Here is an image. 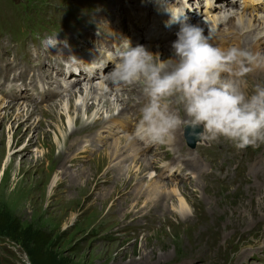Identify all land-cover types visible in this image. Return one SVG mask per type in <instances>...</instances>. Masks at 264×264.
Instances as JSON below:
<instances>
[{
  "label": "rangeland",
  "instance_id": "obj_1",
  "mask_svg": "<svg viewBox=\"0 0 264 264\" xmlns=\"http://www.w3.org/2000/svg\"><path fill=\"white\" fill-rule=\"evenodd\" d=\"M8 2H10L8 6L15 10V17L10 18L0 13V50L15 49L19 52L32 47L30 45L32 43L40 45L49 37L63 33L65 27L71 28L72 20L80 19L82 13L91 9L94 4L93 0H8ZM209 23L213 24L210 21ZM149 48H152V53L157 54L155 47L150 46L148 50ZM169 51L173 52L172 48ZM172 55L173 53L164 54L161 58L160 53L159 57L164 61ZM258 82L264 84V81ZM98 85L96 84L97 87ZM80 88H77L78 91ZM251 88L248 87L249 92ZM100 95L104 102L109 101L107 98L110 95ZM72 99L73 97H70L68 101ZM110 101L112 108L119 106V103L114 102L112 98ZM90 104L95 106L93 100H90ZM120 104L121 110L125 103ZM13 105L16 106L13 108H17L18 105H22L20 106L22 108L26 106L19 103ZM107 105L108 102L97 108L96 113L93 111L92 114L95 113L93 118L84 116L83 120L91 122L92 119L98 118L96 117L98 112L101 114L110 112L107 107H110L111 103ZM62 107L63 104H60L44 111H34L30 120L22 124H18L14 119L8 122L5 119V110H0L2 116L0 166L8 157L9 142L12 143L11 158L14 161L8 168L6 177L2 178L0 188V228L3 232L0 234V264H32L24 247L8 237L7 234L10 232L16 233L22 241H30V243L36 234L43 235L45 244L42 246L46 251L42 257L51 264H238L237 260L246 251L243 264H250L246 256L251 255L255 250L259 251L260 246L264 244V145L234 152L227 147L235 148L232 143L223 140L225 145L219 142V146L215 149L216 158H211L204 156L202 151L199 155L198 150L202 145L197 146L196 149H189L183 140L184 130L181 129L176 133L179 144L164 146L167 158L157 160L154 166H160L170 160L176 163L183 162L191 170L190 181L180 184L182 188L185 186L183 192L186 193H184L185 198L191 209L187 221L169 211L170 206L177 202V198L164 195V199L159 202L160 205L152 204L150 198L154 200L156 196H153L157 192L149 191L150 182L146 178L133 182L125 193L120 192L112 196L111 185L106 184L107 186L99 189L98 195L94 197L95 200H99L105 199L104 195L111 196L105 199L102 208L101 205L99 206L103 215L99 213L95 215V212L83 213L77 209L82 201L80 189L79 191L74 189L79 184L71 188L73 185L68 182L70 176L83 178L80 183L82 189L85 188L84 175L93 173L96 177H102L108 168L109 154L113 150L112 140L115 137L107 132L102 134L99 130L95 135L99 143L93 146L98 149L97 153L92 149L90 151L88 147L89 155H81L71 167L69 162L64 163V160H60V152L63 149L64 152L71 154L75 150L73 143L78 142L77 145L82 143L84 133L90 131L93 125L76 133L73 138L70 137V133L71 129L75 128V119L69 128L66 117L64 119L60 114L57 126L66 129L61 134L51 125L54 123L55 114L61 112ZM112 116L114 113L103 118L107 120ZM36 118L41 122L39 125H43V129L38 128L37 131H33L34 127L29 123H33ZM97 121L100 120H96L95 124ZM47 126L51 127L50 130L45 128ZM33 136H36L35 144L24 158L17 150ZM65 138L69 141H64ZM55 139L59 142L60 149L53 148ZM203 151L209 153L206 147ZM37 152L44 155L41 166L37 167L34 163L31 170L26 169L30 167V162H36ZM179 157L188 158L187 161H180ZM150 158L154 161L153 157ZM26 162L28 164L25 166ZM129 164L130 162L127 163ZM64 165L67 168V173L63 175L64 183L53 190L49 189V184H39L35 190L29 182H22V178H28V175L35 178L41 171L44 174H55L62 170ZM195 165L206 166L209 169L223 168V172H217L222 183L205 180L204 184L198 187L200 189L196 188L193 181L199 177L200 169L192 171ZM154 173L152 179H157L156 171ZM114 174L115 171L111 172L110 177ZM163 182L168 184L165 180ZM41 192L43 197L38 196ZM187 192H191L192 195H187ZM168 193L170 194V191ZM69 199L76 201L67 205L69 211L64 221L57 223L56 210L61 208L64 200ZM50 204L53 206L50 207ZM247 210L250 211L246 212ZM53 212L56 213L51 215ZM150 217L159 218L153 229L146 224L145 218ZM163 218L164 222L160 223V219ZM24 232L26 234H23ZM229 235L232 238L228 242L221 241L225 236L230 237ZM246 241L247 244H244ZM260 254L264 259V252L261 251Z\"/></svg>",
  "mask_w": 264,
  "mask_h": 264
},
{
  "label": "clouds",
  "instance_id": "obj_2",
  "mask_svg": "<svg viewBox=\"0 0 264 264\" xmlns=\"http://www.w3.org/2000/svg\"><path fill=\"white\" fill-rule=\"evenodd\" d=\"M153 2L169 15L165 27L180 25L172 57L162 61L143 45L133 47L121 38L104 61L113 66L106 81L116 88L137 86L142 96L127 140L169 145L178 131L190 128L198 144L223 139L237 150L264 145V84L249 92L247 82L248 75L264 69V56L238 46H214L201 27L187 23L185 11L168 0Z\"/></svg>",
  "mask_w": 264,
  "mask_h": 264
},
{
  "label": "bare ground",
  "instance_id": "obj_3",
  "mask_svg": "<svg viewBox=\"0 0 264 264\" xmlns=\"http://www.w3.org/2000/svg\"><path fill=\"white\" fill-rule=\"evenodd\" d=\"M0 13L8 15L10 18L15 17V10H13L11 7L8 6V0H0ZM219 18L222 20H226L228 18V16L222 17L221 15H217V16H214V18L210 22L215 24ZM243 23L247 24L249 28H253V27H257V26L260 27L264 24L262 22L260 23L257 20H255L252 16H249L246 14H240L239 16L236 17L235 21L231 22L228 25H230L231 27H233L235 29H242L241 24H243ZM199 27H201L204 30V34L208 33V31L206 30L205 27H202V26H199ZM251 43L252 42H250V44L248 46H250ZM155 49L157 51V54L160 55V53H161V58H162V55H164V54L173 53V52L169 51V46H166V47L164 46L161 48L158 46H155ZM149 50H150V52H152V48H149ZM253 52L259 53L260 55L264 56V43L259 42V46L257 47L256 50H253ZM249 76H252V78H249ZM254 78H256L257 81H255L256 79L254 80ZM258 81H264V69H257L256 71H254L253 73H251L250 75L247 76L248 87H250V86L253 87L256 84H259L260 82H258ZM99 85H100L101 89H97L96 84H94L92 86L83 87L82 89L80 88V86H78V88H80L79 91H78L77 87H74L73 91L69 90L70 92L67 93L65 96L61 95L60 97H62V96L63 97L59 101H57V102H55L49 106H45V107H41V108H39V105H37V107H29L30 106L29 104H26V106L23 108L20 107L22 105H18L17 108H13V107H16L15 105H13L14 103L10 104V103L5 102V101L0 99V110L1 111L5 110L4 115H5V119L8 120V122H10L14 119V121H17L18 124L19 123L22 124V123L28 122L30 120V117H32V115L34 114V111H40V110L44 111V110H47V109H50L53 107L55 108V106H57V105L63 104L61 112L55 114L56 117H55V119L53 118L54 123L51 125V127L58 129V132H61V134H62L63 130H66V129L64 127H61V126H57V124L59 122V117H60L59 115L60 114L63 115L64 119L66 117V124H67V127H69V128L73 125L74 119H75V123H74L75 128L71 129L72 131L70 133V137H73V138H74V135L76 133L82 132L86 128L93 125L90 128V131H86L84 133V139H83L82 143H79V145H77L78 142L73 143L75 146V150L71 154L64 152L63 149H62V152H60V158H61L60 160H64V163L69 162V164L72 167L73 164L75 163V161L79 160V157L81 155H85V154L89 155L91 149L93 150V152L97 153L98 149L93 147L94 144L99 143L97 141L95 135L99 133V130H101L100 133H102V134L104 132H106L104 125L108 122L113 121L115 118V116H113L110 121H107L103 117L104 116L106 117L108 114H112V113H115L118 111L122 112L124 110V109L120 110V108L122 106L120 104L121 102L117 98L108 97L107 99L109 101H110V98H112V100L114 102L119 103V106H116V108H112V102L111 101L109 102L106 99V101L108 102V105H109V103H111V106L107 107L108 109H110V112L105 113V114H101L98 112L96 114V117H98V118L92 119L91 122H89V121L85 122L83 120L84 116L85 117L86 116L87 117L92 116V118H93L94 117L93 114L96 113L97 108H100V106L105 105L107 103V102H104L105 100L103 99V97L100 94L110 95L108 87L106 86L105 83L104 84L99 83ZM88 87H90V88H88ZM84 88H86V89H84ZM22 97L23 98L27 97V94H24ZM70 97H73V99L71 101H68V99ZM90 100L94 101V104H95L94 107L90 104ZM13 109H16V110H13ZM93 111H95V113L92 114ZM1 118H2V116H0V119ZM101 118H103V119H101ZM96 120H100V121H97V123L95 124ZM39 123H41V122L39 121L38 118H36V120L33 123L30 122L29 124H31V126L34 127L33 131L34 130L37 131L38 128L43 129V125H39ZM31 126H29V127H31ZM45 128L48 129L49 126H47ZM50 128H49V130H50ZM43 131H40V132H43ZM49 132H51V131H49ZM35 137L34 136L31 137L28 141L23 143L22 146H20L19 150H17V152L23 154L24 158H26L28 156L29 149H31V147L35 144V140H36ZM115 138L112 140L113 150H112L111 154H109L110 157L108 160V168L106 169V171H105L106 173L102 177H96L93 173H89L88 175H84L85 188L82 189V188H80L81 187L80 183L82 182L83 178L79 177V176H76V177L70 176V179L68 182H69V184L73 185V186H71V188H74L75 185L79 184L74 189H76L78 191L80 189L79 192L81 193L82 201H80L79 205L77 206V209H79L83 213L95 212V215L97 213H99L100 215H103V213H102L103 211L99 208V206L101 205V208H102V205L105 203V199H109V198H111L112 195H114V194L117 195L120 192L125 193L132 186L133 182H139L140 180H143L146 178L150 182L149 183L150 185L148 186L149 191L151 193H155V191L157 192L153 196V197L156 196L154 200H152L150 198V201H152V204L157 205V203H158L160 205L159 202L164 199V195H169L170 196L169 198H177V202L175 204L173 203L170 206L169 211L177 214L178 216H181L182 219H185L187 221L189 219V216L191 215V209H190L189 204L185 198L186 193L183 192V191H185V186H184V188H182L181 185H178V184H171L168 182H167L168 184H166L163 182L164 180L152 179V176L155 174L154 173L155 172L154 171V169H155L154 165L156 163V162H154L155 159L153 161V159L150 158L153 156L152 155L147 156V152H144L140 147H138L135 144V142H129L126 138V134L118 135V137L116 139ZM66 140L69 141V139L65 138L64 141H66ZM54 142H55V146H53V148L56 147L57 149H60V145H59V142L57 141V139H55ZM67 142H65V143H67ZM176 143H178L177 138H175V141L171 144L175 145ZM7 147L10 149L8 157L5 159L2 166H0L1 167V170H0V188L2 186V184H1L2 178L6 177V174L9 170L8 168L14 163V161L11 158V155H13V150L11 149L12 143L9 142ZM88 147L90 148L89 152H88V149H89ZM108 149H110V148H108ZM206 149L210 153L211 149H209V148H206ZM202 150H205V147H203ZM241 153L243 154V152H241ZM49 155H51V153H49ZM199 155H200V152H199ZM36 156H37L36 162H30V165H29L30 167L29 168L26 167V169L31 170L33 168L32 164H34V163L37 167L41 166V161L44 159V155L37 152ZM260 157H262V156H260ZM52 158L54 159V157H52ZM128 162H130L129 165H127ZM123 163H125V164H123ZM27 164H28V162L25 163V166ZM63 168H62V170L57 171V173H55V174L54 173L44 174L43 171H41V173L38 176H36L35 178L32 175H28V178H22L23 181L22 180L21 181L26 182V183L29 182L30 185L34 186L35 190L37 189L38 185L42 184V183H44L45 185L49 184V189L53 190V188L59 187L62 183H64L63 175L67 173V168H65V165L63 166ZM193 168L194 169L198 168V170L200 169L199 177L196 178L195 181H193V184L195 183L196 188H198L199 186L201 187V185L204 184L205 180L210 181L212 183H217V184L222 183V180H221V178L217 172L218 171L223 172V168L213 167V168L209 169L208 167L201 166V165H195V166H193ZM28 170H27V172H29ZM113 171H115V174L110 177V173L111 172L113 173ZM106 184L111 185V190H113V192L110 193L111 196L110 195L109 196L104 195L105 199L102 198L99 200H97V199L95 200L94 197L98 195V193H97L98 190L101 189L102 187L104 188L105 186H107ZM198 189H200V188H198ZM169 191H170V194L168 193ZM258 191H259V189H258ZM187 195H192V194H191V192H189V193L187 192ZM38 196L43 197V192L38 193ZM166 198H168V197H166ZM75 201H76V199H69V200L63 201V204H61V208H58L56 210V212H57V214H56L57 223L64 221L65 215L69 211V208L67 207V205L70 203H75ZM86 204H88V205L86 206ZM51 206H53V205L50 204V207ZM249 208H250V206H249ZM249 211L250 210H247L246 212H249ZM56 212H53L51 215H54ZM145 220H146V224L147 225L149 224L150 228L153 229L155 226V223H157L159 221V218L158 217H150L148 219L145 218ZM164 220H165L164 218L160 219V223H163ZM258 220H260V219H258ZM146 224H145V226H146ZM65 226H67V224ZM226 237L227 236H225V238L221 241L228 242L232 238V236L227 237V238ZM244 244H247V241ZM263 246H264V244L260 246L259 251L255 250L254 253H252L251 255L248 254L246 256V259L250 264H254V263L250 262L248 260L249 257H251L255 260L261 259V256L259 253L262 250ZM246 254H247V251L242 256L239 257V259L237 260L238 264H243L245 262L243 257Z\"/></svg>",
  "mask_w": 264,
  "mask_h": 264
},
{
  "label": "trees",
  "instance_id": "obj_4",
  "mask_svg": "<svg viewBox=\"0 0 264 264\" xmlns=\"http://www.w3.org/2000/svg\"><path fill=\"white\" fill-rule=\"evenodd\" d=\"M0 234H3L1 228H0ZM23 234H26L24 232ZM8 237H10L13 241L20 243L22 247H24L25 251L27 252L29 259L32 264H51L45 258H43V254H45V248L42 246L45 244V237L41 234H36L33 237L32 242L30 241H22V239H19V237L16 235V233H8Z\"/></svg>",
  "mask_w": 264,
  "mask_h": 264
}]
</instances>
